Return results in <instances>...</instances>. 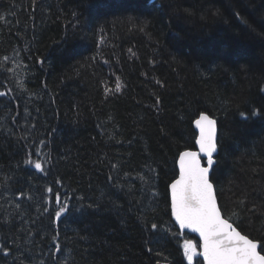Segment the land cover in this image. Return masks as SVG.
I'll use <instances>...</instances> for the list:
<instances>
[{
  "label": "trees",
  "instance_id": "1",
  "mask_svg": "<svg viewBox=\"0 0 264 264\" xmlns=\"http://www.w3.org/2000/svg\"><path fill=\"white\" fill-rule=\"evenodd\" d=\"M0 93V264H188L169 185L201 113L220 207L264 246V0H0Z\"/></svg>",
  "mask_w": 264,
  "mask_h": 264
},
{
  "label": "snow or ice",
  "instance_id": "2",
  "mask_svg": "<svg viewBox=\"0 0 264 264\" xmlns=\"http://www.w3.org/2000/svg\"><path fill=\"white\" fill-rule=\"evenodd\" d=\"M115 91H120L119 81ZM3 95L4 93H0V96ZM254 114H258V110ZM195 126L199 130L196 144L200 152L183 151L179 154V176L169 185L172 217L181 230L187 228L198 233L201 241L202 251L199 253L196 252L195 245L191 241L185 243L184 256L188 264H192L196 255L203 257V264H264V255L261 254L264 252V246L250 239L248 235L241 234V231H237L233 226L234 222H230L225 217L217 202L214 185L210 179V170L214 164L213 156L218 149L217 121L210 115L201 113L195 121ZM202 158H206L207 166H202ZM27 163L33 162L29 160ZM34 168L41 172L44 170L40 162H35ZM112 168L116 169L117 165L112 164ZM154 171L153 168L148 167L149 174ZM108 179L116 185L119 184L112 176ZM142 179L146 184L151 182L150 175L147 179L143 177ZM48 191L52 192V189L49 188ZM155 195L157 194L153 193V196ZM55 202L59 205V211L55 214L59 221L62 214H68L72 209L68 201H61L59 194L55 196ZM239 203L243 204L244 199L241 198ZM17 207L20 205L17 204ZM7 223L6 219L0 221V227ZM151 230L153 232L157 230L156 223H151ZM0 251L4 257L9 255L7 245L0 246ZM148 251L152 252L153 249L149 248ZM156 255L160 256L161 253L156 252Z\"/></svg>",
  "mask_w": 264,
  "mask_h": 264
},
{
  "label": "water",
  "instance_id": "3",
  "mask_svg": "<svg viewBox=\"0 0 264 264\" xmlns=\"http://www.w3.org/2000/svg\"><path fill=\"white\" fill-rule=\"evenodd\" d=\"M194 128H195V130H196V132H197V134H198V136H199V130L196 128L195 123H194ZM217 142H218V123H217ZM197 146H198V145H197ZM188 151H193V152H197V153H199V152H200V149H199V146H198V149L196 148L195 150H188ZM218 152H219V148L217 149V152L214 153V156H213L214 164H213V166H212V169L210 170V179H211V174H212L213 168H214V166H215V164H216V157H217V155H218ZM201 155H202V154H201ZM203 159L205 160V162H203ZM202 166H207V160H206V158H202ZM178 169H179V166H178ZM211 182H212V181H211ZM212 183H213V182H212ZM213 185H214V184H213ZM214 190H215V194H216L215 186H214ZM216 197H217V194H216ZM217 202H218V198H217ZM218 205H219V202H218ZM173 220H174V222L176 223L178 229H179L182 233H186V232H188V233H190V234L196 236L197 239L200 241V237H199V234H198V233H195V232H193V231H191L190 229H187V228L181 230L180 227H179V224L175 221V218H174V217H173ZM233 226H234V225H233ZM234 227H235V226H234ZM237 231H239V230L237 229ZM241 234H242V233H241ZM200 243H201V241H200ZM201 251H202V249H201V247H200V252H201ZM258 251H260L259 248H258ZM261 254H262V253H261ZM262 255H263V254H262ZM200 258H201L202 261H203V257L200 256Z\"/></svg>",
  "mask_w": 264,
  "mask_h": 264
},
{
  "label": "bare ground",
  "instance_id": "4",
  "mask_svg": "<svg viewBox=\"0 0 264 264\" xmlns=\"http://www.w3.org/2000/svg\"><path fill=\"white\" fill-rule=\"evenodd\" d=\"M196 148L198 149V146L196 145Z\"/></svg>",
  "mask_w": 264,
  "mask_h": 264
},
{
  "label": "rangeland",
  "instance_id": "5",
  "mask_svg": "<svg viewBox=\"0 0 264 264\" xmlns=\"http://www.w3.org/2000/svg\"><path fill=\"white\" fill-rule=\"evenodd\" d=\"M196 252L198 253V251H197V250H196ZM196 256H197V255H196ZM196 256H195V257H196Z\"/></svg>",
  "mask_w": 264,
  "mask_h": 264
}]
</instances>
